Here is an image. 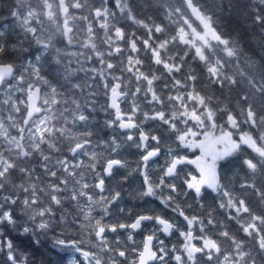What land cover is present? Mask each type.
Here are the masks:
<instances>
[{"label":"snow or ice","instance_id":"1","mask_svg":"<svg viewBox=\"0 0 264 264\" xmlns=\"http://www.w3.org/2000/svg\"><path fill=\"white\" fill-rule=\"evenodd\" d=\"M145 4L13 0L0 17V264H264V0L234 35L223 0Z\"/></svg>","mask_w":264,"mask_h":264},{"label":"trees","instance_id":"2","mask_svg":"<svg viewBox=\"0 0 264 264\" xmlns=\"http://www.w3.org/2000/svg\"><path fill=\"white\" fill-rule=\"evenodd\" d=\"M12 2H13V0H0V17H6L8 15V12L10 10ZM135 2L138 5H140L141 8L145 9V14H147V15L153 14V12L151 10L147 9L146 4H145V0H135ZM173 2H175V0H173ZM200 2L202 5H210L212 3V0H200ZM216 2L219 3L220 0H216ZM223 2H224V9L222 12H220V22L223 25L222 30L226 34H232V35H234L236 33L244 34V33L252 32L253 29L250 27L251 20H250V18H247V14L245 12V6L249 2H252L253 4H255L258 2V0H223ZM151 4H152V7L155 8L158 4V0H151ZM138 11H139V9H138ZM190 20H191L193 25L199 27V23L197 22V20L194 16H191ZM132 27L133 26H130L128 30L131 31ZM252 43H253V45H255L254 39H253ZM173 51H175V49H173ZM193 54H194V52H193ZM187 60L189 63H188V65H186L185 71H188L189 67H190L192 69H195L197 72H202V68L199 65V63L198 62H192L191 56H189L187 58ZM157 74H159V73H157ZM208 91H209V93H211L213 91V89L208 88ZM216 95L220 96L221 93L218 90H216ZM227 95H228L227 90H225L224 96L226 97ZM103 102L104 101L102 100L101 103H103ZM97 119H103V114L102 113L99 114L97 116ZM156 123L157 122H152V121L146 122L145 127L147 129L155 128ZM110 134L111 133H109V135ZM163 139H164V145H165V143H168V136L166 133L163 134ZM126 157L130 161H134V160L138 159V156H136L134 154V152H132V151L126 153ZM241 159H242V157H241ZM163 164L164 163L162 162L161 166ZM132 167H135L134 163L132 164ZM154 170H158V169L156 168ZM209 193H211V191H209ZM214 195H215L214 193H211V195H208L207 196V202L211 203V197ZM229 227L233 231H235L237 228V225L234 222H231L229 224ZM17 243H21L22 246H26L28 244V241L17 239ZM45 249L48 250V241H45L39 249L35 250V259L36 260H39L41 257V254L45 253ZM29 250L32 251V249H29ZM56 259H57V257L55 256V254H53L50 258H48L49 264H54V261H56ZM2 260H3V257L0 256V262H2Z\"/></svg>","mask_w":264,"mask_h":264},{"label":"flooded vegetation","instance_id":"3","mask_svg":"<svg viewBox=\"0 0 264 264\" xmlns=\"http://www.w3.org/2000/svg\"><path fill=\"white\" fill-rule=\"evenodd\" d=\"M137 135H138V133H137ZM166 146H167V143H165L164 147H166ZM131 151L134 152V154L136 156H138V154L136 153V151L134 149H132ZM182 154L187 155L190 159H195L196 156H199V154H197L196 151H193V150H185ZM124 155H126V153H124ZM162 156H163V159H160L159 158L158 160L160 162H163L164 163L165 157H164L163 154H162ZM158 166H161V165H158ZM186 172H191V173H193L195 175H198V172H197V169H196L195 165H186V166H184L183 169H182V174L183 173H186ZM121 174H124V170H121ZM159 174L160 173H159L158 170H153V175L154 176H158ZM115 179L116 180H119L120 179V176L118 175ZM139 182L140 181L137 180V183L134 184L133 187H138ZM123 186H124L125 189L128 188V185L127 184H124ZM209 191H211V190L210 189H206V193H209ZM181 199H183V197H181ZM187 202L188 203H191L192 201L189 199ZM125 207L132 208L134 211H141L144 208H155L158 211L159 210H162V206L159 204V201H155V200L150 201V203L148 205H144L140 201L132 200L127 205H125ZM148 228H151V225H148ZM143 235H144V233L137 234L136 237H135L136 241L137 242L142 241ZM161 239H165L166 243L171 244V243L176 242V240L178 239V236H173L171 238H166L163 235H161Z\"/></svg>","mask_w":264,"mask_h":264},{"label":"rangeland","instance_id":"4","mask_svg":"<svg viewBox=\"0 0 264 264\" xmlns=\"http://www.w3.org/2000/svg\"><path fill=\"white\" fill-rule=\"evenodd\" d=\"M197 22L200 23L198 20H197ZM192 26L195 27V28H197L198 31H202V28L201 27L195 26L193 24H192ZM81 73L83 74L82 77L84 76V79H85V74L83 72H81ZM101 101H102V99H101ZM201 139H203V137H201ZM191 150L196 151V153L199 154V155L201 154L199 148H193ZM160 159H163V156ZM161 164H162V162H160L159 160L156 161L155 163H153L152 164L153 170L156 169V168L158 169V167H159L158 165H161ZM47 252H48V250L45 249V253H47Z\"/></svg>","mask_w":264,"mask_h":264}]
</instances>
